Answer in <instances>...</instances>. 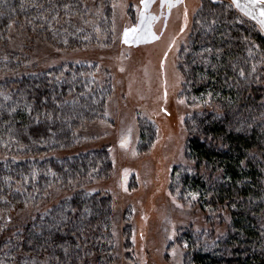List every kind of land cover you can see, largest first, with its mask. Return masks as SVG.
Here are the masks:
<instances>
[{"label":"trees","instance_id":"trees-1","mask_svg":"<svg viewBox=\"0 0 264 264\" xmlns=\"http://www.w3.org/2000/svg\"><path fill=\"white\" fill-rule=\"evenodd\" d=\"M101 8L99 17L84 0H0V155L7 156L0 157V264L118 263L113 199L90 187L109 177L110 151L40 158L75 146L78 129L105 116L111 81H98L97 61L28 72L9 37L17 24L24 39L83 48L95 43L97 26L110 31L111 3ZM189 44L181 93L204 105L188 120L186 152L195 166L175 186L196 195L210 225L180 230L183 264H264V33L232 4L202 0ZM139 123L144 151L156 130ZM81 183L50 209L29 214L55 188ZM125 230L124 258L132 261L131 227Z\"/></svg>","mask_w":264,"mask_h":264},{"label":"rangeland","instance_id":"rangeland-1","mask_svg":"<svg viewBox=\"0 0 264 264\" xmlns=\"http://www.w3.org/2000/svg\"><path fill=\"white\" fill-rule=\"evenodd\" d=\"M108 1L112 9L110 31L101 34L97 26L95 43L83 48L59 49L36 38L24 39L22 25L14 24L10 29L12 50L17 61H25L22 64L28 72L63 63L97 61L98 81H111L105 116L79 128L75 146L40 158H61L106 147L112 157V171L90 187L113 199L117 264H183L186 247L177 242L180 230L210 225L202 219L196 195L175 186L178 174L195 166L186 152L188 120L203 103L187 98L186 91L181 93L184 76L179 67L190 53L192 19L202 0H148L147 7L142 0ZM222 1L232 4L241 17L254 21L264 33L259 16L264 4L239 0L241 7H237L234 0ZM84 4L89 15L100 17L104 13L103 0H84ZM140 119L152 122L156 130L154 145L144 151L138 148ZM81 185L55 188L43 203L29 207V214L50 209ZM214 223L217 232H224L216 220ZM127 226L131 227L130 247L136 261L124 258Z\"/></svg>","mask_w":264,"mask_h":264},{"label":"snow or ice","instance_id":"snow-or-ice-1","mask_svg":"<svg viewBox=\"0 0 264 264\" xmlns=\"http://www.w3.org/2000/svg\"><path fill=\"white\" fill-rule=\"evenodd\" d=\"M162 2H164V0H162ZM257 2L260 3V4H264V0H257ZM142 3L145 4V7L148 6V0H142ZM234 3L236 4L237 7H241V5L239 3V0H234ZM243 7L247 8L248 5H244ZM248 14L251 15L250 12ZM259 16L261 17L260 24H261L262 27H264V7L260 8ZM253 18L255 19L256 17L253 16ZM241 75H243V72H241Z\"/></svg>","mask_w":264,"mask_h":264}]
</instances>
